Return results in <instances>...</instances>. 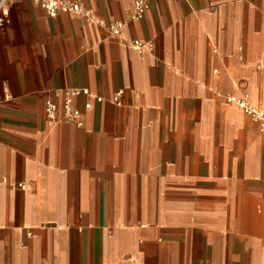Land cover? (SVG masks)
<instances>
[{"label":"crops","instance_id":"crops-1","mask_svg":"<svg viewBox=\"0 0 264 264\" xmlns=\"http://www.w3.org/2000/svg\"><path fill=\"white\" fill-rule=\"evenodd\" d=\"M3 5L0 264H264V135L226 102L264 108V0H150L120 40ZM66 88L81 128L45 117Z\"/></svg>","mask_w":264,"mask_h":264},{"label":"built area","instance_id":"built-area-1","mask_svg":"<svg viewBox=\"0 0 264 264\" xmlns=\"http://www.w3.org/2000/svg\"><path fill=\"white\" fill-rule=\"evenodd\" d=\"M35 5L42 8L48 16L55 17L58 14L80 16L84 19L93 22L99 27L105 28L109 37L120 40L122 38V30L126 23L138 21L145 15L150 0H135L133 10L127 13L122 21H110L105 23L98 19L92 12L85 7V0H31ZM0 2V31L7 24L8 13L4 9L3 3ZM132 45L139 55L151 53L153 45L151 43L144 44L134 41L127 42ZM86 90L78 89H63L53 93V99L47 100L45 103V117L50 121H55L59 115L65 120L75 124L78 128L83 125L82 114L76 109L74 102L80 96H87ZM57 101V102H56ZM98 101H100L98 99ZM228 104L237 107L244 115L250 117L257 125L259 133L264 135V108H259L252 105L247 95L241 97L226 98ZM86 109L90 108L89 104L85 105ZM22 188V186H20Z\"/></svg>","mask_w":264,"mask_h":264}]
</instances>
